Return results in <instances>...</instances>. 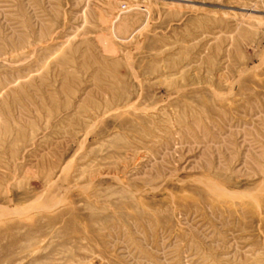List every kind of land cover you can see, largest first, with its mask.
<instances>
[{
	"label": "rangeland",
	"instance_id": "rangeland-1",
	"mask_svg": "<svg viewBox=\"0 0 264 264\" xmlns=\"http://www.w3.org/2000/svg\"><path fill=\"white\" fill-rule=\"evenodd\" d=\"M0 264H264V0H0Z\"/></svg>",
	"mask_w": 264,
	"mask_h": 264
}]
</instances>
